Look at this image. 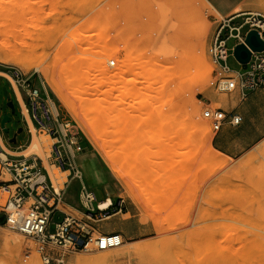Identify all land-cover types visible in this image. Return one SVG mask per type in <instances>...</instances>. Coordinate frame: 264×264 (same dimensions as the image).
I'll use <instances>...</instances> for the list:
<instances>
[{
    "label": "rangeland",
    "instance_id": "obj_1",
    "mask_svg": "<svg viewBox=\"0 0 264 264\" xmlns=\"http://www.w3.org/2000/svg\"><path fill=\"white\" fill-rule=\"evenodd\" d=\"M27 2H30L32 6L34 5V8L26 9L28 7ZM191 2L189 0H120L117 4L109 6L105 0H20L18 2L20 6L23 5L29 13L30 10L32 13L34 12V17H32V14H28L29 16L26 19L24 17L23 20L20 16L21 14L24 15L25 9L23 10L24 13H21L23 8L21 6L20 9L18 5L16 7L18 16L14 17L17 15L16 10L9 11L11 5L8 6L7 3L8 10L5 8L6 5L1 6L7 14L2 10L3 8H0V43L9 45L8 47L11 49L10 44L15 42V38L20 41L22 38L30 41L28 36H33L37 43L36 58L30 67L15 62H0L9 70L14 71V74L18 72L23 77L31 75L30 82L36 87L38 83L44 81L47 89L52 91L43 73L39 70V65H50L55 70L57 77L59 76L60 80H58L64 81L70 74L69 70L64 68L71 61L70 48L76 44V38L87 30L101 34L102 38L99 40L101 43L107 41L118 44L120 46V57H123L127 48H131L130 52L134 50V53L138 49L141 54L144 51L149 55H157L159 60H153L156 56L146 55L149 60H153L150 63L157 60L162 62L167 60L168 56L172 58L176 51H182L183 46L177 45L181 41L179 42L176 39H184L185 41L188 34L189 37L187 36L186 39L190 41L189 50L192 48L193 43L191 44V42L202 37L200 39L203 40V43H200L202 42L200 39H198L200 42L194 41L193 46L195 49L192 48V50L196 52L195 57L200 51V55L205 54L208 61L212 63V71L206 79L196 77L195 80H191L192 77L188 76L186 80H181L182 82L168 85V87L177 91L170 106L173 116L170 120L171 123L176 121L174 126L176 127L175 130H178V121L188 111L193 118L205 122L200 130L209 133L211 128H216V124L213 118L204 115L207 108L213 107L206 104L204 100L211 98V95H216L213 100L214 108L221 107L227 91H222L220 88L224 86V83L235 79L236 76L223 71L211 52L221 16L212 8H206L203 4ZM259 2L262 5L264 4V0H259ZM9 12L12 13L11 16L14 15L15 19L19 17L18 19L21 20L16 23ZM15 30H19L20 37H18V33L15 34ZM130 31H133L132 34H129ZM192 32L197 34L194 35L195 33L192 34ZM201 32L203 33L202 36ZM185 33H187L186 36H183ZM198 33L200 36H198ZM180 34L182 35L179 36L181 39L178 38ZM127 36L130 37L128 40H126ZM95 39L96 37H93L92 40ZM136 39H138L139 45H136L137 41H133ZM124 41L130 45L134 42V45H125V47ZM127 41H132V43ZM235 41L236 39H230L227 43L228 47L234 46ZM64 43L66 48H60ZM185 43L183 42V44ZM196 43H200L199 46ZM195 45L198 47L196 48ZM200 45H203V48ZM189 46L191 47L189 48ZM19 49L21 50L20 53L23 54L25 47L20 46ZM185 51L178 54L176 52L173 60L182 56L181 53ZM11 52L12 49L8 50L9 54H12ZM75 53L77 56L81 55L80 50ZM186 53L191 54L190 51ZM179 54L181 55L179 56ZM188 55L185 54V56ZM141 57L143 58V55ZM92 58L93 56L89 54L87 62L90 63ZM142 58H140V63L144 59ZM180 59L179 61L183 60ZM171 61H169V64H171ZM179 61L177 60V62ZM132 62L135 63L136 59ZM167 64L168 60L165 66ZM175 64L173 70L178 65ZM184 64L187 65L184 62L180 65ZM113 65L117 64L110 62V66ZM228 65L231 68H239V65L232 58L228 61ZM166 67L165 69H167ZM192 68L190 69L188 66V70H192L193 73L195 67L192 66ZM169 69L171 70V68ZM169 69L166 71H169ZM180 69L181 73L178 71L180 75L176 72L178 76L182 77L183 68ZM188 70L185 72L186 74ZM192 73L189 71L188 74ZM95 74L97 78L102 77L98 72H95ZM195 74L199 76L197 73ZM85 82V79H78L68 85H74L70 88L75 90ZM159 84L161 85V83ZM202 88H205V92H201ZM235 88L230 91L233 92ZM77 91L79 89L72 93V98L80 100L82 97L78 98ZM79 94L84 96L80 92ZM55 97L58 101L61 119L69 121L71 125H74L75 130L78 129L84 133L61 100L57 96ZM93 98H87L88 101L91 99L90 108L86 106L88 101L85 97L83 100L85 99L87 102H83V105H80L81 107L77 103L76 105L83 113L82 109L91 111V103L93 106L96 105ZM75 102L77 101L75 100ZM93 102L95 103L93 104ZM84 103L86 104L84 105ZM7 109L8 107H5V110ZM10 114L13 117L11 121L6 123L9 133L5 135L8 139L11 138L14 130L20 127L19 115L17 113L13 114L11 111ZM92 114L88 112L87 119L90 118L89 120H91V116H94L93 111ZM170 129V126L160 127L157 133L163 130L169 131ZM47 137L49 136L41 135L39 140L46 141ZM25 138L26 134L23 133L18 137V141L24 142ZM52 143L53 141L50 140L49 152ZM180 150L181 148H178V151ZM204 151L205 146L200 143L198 153L203 154ZM223 156L230 161L228 167H217L202 163L198 165L196 170L186 173L180 166L175 165L166 174L165 178L167 179L165 181L151 174L139 178L135 185V192L140 197L143 206L134 202L124 188L123 197L130 213L125 216L119 215L120 227L126 234L123 243L120 246L104 250L68 251L65 253L64 264H69L70 259L74 257L92 259L105 254L113 255L145 244L151 246L145 256L151 258L150 261L153 260V264L155 262L156 264H213L215 260L218 262L217 264H264V139L238 158H230L224 154ZM248 157H251L250 162L242 166L241 164ZM55 169V167H52L53 171ZM64 175L60 173L61 182L58 183V187L62 185ZM8 196L7 192L0 189V202L3 203ZM29 205L30 203H27L26 207ZM60 218L56 215L55 221L59 222ZM190 220L198 221L190 222ZM50 230L54 231V224L51 225ZM17 233L21 234L22 242H20L17 249L10 252L5 246L6 242ZM33 257L39 264H44L36 251L35 243L30 237L13 229L6 221L1 222L0 264H27ZM131 260L132 262H138L139 257L132 256Z\"/></svg>",
    "mask_w": 264,
    "mask_h": 264
},
{
    "label": "bare ground",
    "instance_id": "obj_2",
    "mask_svg": "<svg viewBox=\"0 0 264 264\" xmlns=\"http://www.w3.org/2000/svg\"><path fill=\"white\" fill-rule=\"evenodd\" d=\"M6 1L7 0H1L0 4H2L0 5V8L1 6L5 5V8H7L8 3V6L11 5L9 6V11L16 10V13V7H18V2H20V0H8L7 3ZM119 1L120 0H105L109 6H113ZM190 1L197 4H203L204 7H209L211 9V5L206 0H189V2ZM27 3L28 7H26V9L29 10L31 7L34 8V5L32 6L30 2ZM21 6L23 8L21 13H26H24L25 16L21 14L20 17L22 20L24 17L26 19L30 14H34V12L32 13L31 10L29 13L23 5ZM21 6L19 5L20 9ZM24 9L25 11L23 12ZM2 10L5 12L4 8ZM16 14L17 15L13 16H18V13ZM31 16L30 18L34 17V15L32 17ZM14 17L13 19L16 21V23H18L17 21L21 20L18 19L19 17L16 18L18 20H16ZM131 32L133 31H130L129 34ZM195 32H192V34ZM17 33H20L19 30H17L15 34ZM186 34L187 33L183 34V36H186ZM196 34L197 33L194 35ZM202 34L203 33L201 32V36ZM101 36L102 35L99 33H92L91 31L87 30L85 33L76 38V44L70 48L71 61L69 65H65L64 67L70 72L69 76L65 78L66 80L64 79V81H59V76L57 77L55 70L51 68L50 65L40 64L39 70L43 73L45 80L50 85L51 89L71 113L81 130L85 133L90 142L99 152L100 156H102L108 167L111 169V172H113L118 180L121 181L134 202H136L138 205H142L140 197L135 192V185L139 178L145 177L148 174L161 178L165 181L167 179L165 178L166 174L170 172V169L175 165L180 166V168L186 173L191 172L194 169L196 170L198 165L202 163L211 164L212 166L217 167H228V165H230L229 159L224 157L222 153L214 149L212 146L211 139L214 134L213 128H211V130H209L210 128L208 129L209 133L206 131V133L202 132L200 128L205 125V122L201 119L193 118L188 111H186L183 118L178 121V130H175L176 127L174 126L176 121L171 123L170 120L171 117H173L170 106L177 91L171 89L168 87V85L175 82H182L181 80H186L188 76L190 78L192 77L191 80L194 78L196 79V77H198V79H206L209 77L210 72L212 71V63L208 61L205 54L200 55V51L197 57H195L196 52L192 50V48H194V43L198 42V39L202 37L197 38V41L194 40L195 42H191V44H193L191 45L192 48L189 46V50L188 45H190V41L189 39H186L188 34L185 38V41L183 38V40L176 39L177 41L182 42L178 43L177 45L183 46L182 51H176L177 54L186 50L184 53H181L183 54L182 56L179 54L183 60H181L180 57L173 60V57L176 54V52H173L174 55H172L173 53L171 54L173 57L171 58V56H168V58L174 63L171 61V64H169L170 60L167 58L168 64L170 66L167 64L166 67L165 64L167 60H163L162 62L158 61L159 59L157 58V55H154L156 56L154 57L153 55H149L144 51L143 53L145 54H141L138 49L136 54L134 53L133 49V51L130 52L131 48H127V50L125 49V54L123 57H120V46L107 41L101 43L99 41L102 38ZM179 36L182 35H178V38ZM198 36H200L199 33ZM18 37H20V34ZM28 37L30 41L26 39L24 40V38H22L20 41L14 37L16 39L15 42L10 44L12 54L8 53V50H11L8 47L9 45L0 43V61L15 62L20 65L30 67L36 58L35 55L37 43L35 42L33 36ZM93 37H96V39L92 40ZM128 38L130 37L127 36L126 40H128ZM179 39H181V37ZM125 41L124 46H131L132 44L134 45L135 41H137L136 45H139L138 39L133 40V43L132 41L129 42L130 40L127 41L132 43L131 45ZM200 41L199 42L202 44L203 40L200 39ZM183 42H186L187 44H183ZM200 43L196 44L199 46ZM20 46H24L26 49H24L23 54L20 53ZM198 46L195 45L196 48ZM200 47L203 48V45H200ZM60 48H66L65 43L62 45V47L60 46ZM77 50L81 51L80 56H77L75 53ZM188 51H190L191 54L188 55L186 53ZM89 54L93 56V58L90 59V63L87 62ZM147 54L148 56H153L155 58H153V60H158L150 63V61L153 60H149L147 58L148 56H146ZM185 54L188 56H185ZM142 55L143 58L145 56L146 57L143 59L141 57ZM133 58L136 59L135 63L132 62V60H134ZM140 58L143 59L141 60L144 63L139 62ZM179 59L181 61H179ZM177 60L182 64L183 62L186 63L190 69H193L192 66L195 67V70H193L194 74L191 72L192 70H188L187 65L184 64L181 66V63L177 62ZM110 62L113 64L116 63L117 65L110 66ZM155 62H160V64ZM175 63L179 64L176 66V69L173 70L176 65ZM165 67L167 69H165ZM181 67L183 68L181 74L182 77L178 76L179 72L181 73ZM138 68L139 70H137ZM169 68H171V70ZM87 69L89 70L88 72L86 71ZM168 69L169 71H166ZM187 70L188 72L186 74L185 72ZM176 71H179L178 74ZM189 71L192 74L189 75ZM95 72L100 73L102 77H99L100 79L97 78ZM195 73H197L199 76H197ZM131 75H134L135 77H131ZM78 79H85L86 81L83 85L78 87V98L82 97L80 100L72 98V93L78 89H71L70 86L73 87L74 85H68L70 82L73 83ZM65 81L67 82L66 84ZM159 83H161V85ZM79 92L84 94V96L80 95ZM201 92H205V88H202ZM140 93H142V95H140ZM74 96L75 95L73 94V97ZM84 97L87 101V98L92 99L95 97L93 99H95L94 101H96V103L93 102V104L95 103L96 105L93 106L91 103V111L81 108L84 111L83 113L77 107L76 103L79 107H81L80 105H83V102H87L85 99V101L83 100ZM91 99H89L87 102L88 104L84 103V105L86 104V106H89ZM75 100L77 102H75ZM86 111L91 113V115H93V111L94 116H91V120H89L90 118L87 119L86 116L88 112L86 113ZM166 126H170L171 129L169 131L163 130L160 133H157L158 128ZM46 139L47 142L33 137L31 144L23 153L26 156L34 153L39 157H48L50 137H47ZM200 143L205 146V151L203 154L198 153V145ZM178 148H181V150L178 151ZM250 160L251 157H248L241 165H247ZM63 174H66V172ZM50 175L54 184L61 182L60 171H58V169H55L54 171L52 170ZM106 205L108 204H102V207H105ZM192 221L193 220H190V222ZM22 239L23 238L21 234H15V236L6 242L5 246L8 251L11 252L17 249L20 242H22ZM150 247V244L140 245L113 255L105 254L96 256L92 259L74 257L70 259L69 264H153V260L150 261L151 258L149 259L145 256V253L150 250ZM132 256H138V262H132ZM217 263L218 262L216 260L213 262V264ZM27 264L39 263L33 257L27 262Z\"/></svg>",
    "mask_w": 264,
    "mask_h": 264
},
{
    "label": "crops",
    "instance_id": "obj_3",
    "mask_svg": "<svg viewBox=\"0 0 264 264\" xmlns=\"http://www.w3.org/2000/svg\"><path fill=\"white\" fill-rule=\"evenodd\" d=\"M206 1L221 16L220 21L233 18L235 22H240L246 13L264 16V4L259 0ZM249 31L251 30L244 29L245 36ZM260 37L264 41V32ZM237 44L239 43L235 41L234 46L229 47V55L225 61L217 62L220 66L226 63V72L236 76L237 86L233 92L227 91L222 106L218 107L225 112L226 117L216 125L211 139L213 148L230 158L242 156L264 139V71L247 76L253 61L251 57L248 63H241L236 59L233 52ZM231 58L239 68H231L228 65ZM22 78L39 91L37 104L34 105L29 99L25 88L16 84L14 71L0 62V144L5 155L13 162H25L35 166L45 173L53 184L50 175L52 167L58 169L61 174L66 172L62 185L59 186L63 193L62 201L53 212L52 224L58 223L55 221L56 215L61 217L60 221L71 215L85 220L101 234L118 233L124 239L126 234L120 227L119 215L125 216L130 212L123 197V184L111 172L88 137L78 129L75 130L69 121L61 119L54 91H49L44 81L38 83L37 87L33 85L30 82L31 75ZM245 84L247 86H243ZM214 97L216 95H211V98L205 99L204 102L214 107ZM5 107L8 109L5 110ZM10 111L19 115L20 127L14 130L8 139L5 136L9 133L6 123L13 117ZM5 115H8L5 121L7 132L1 127ZM234 115L240 117L238 123L233 122ZM52 128L56 130L55 134L49 133ZM23 133L26 134L25 141L19 142L18 137ZM41 135H47L53 141L49 156L44 158L34 153L26 156L23 152L31 144L33 137L39 139ZM11 178L12 172L1 168L0 188L7 184L12 189ZM56 186L58 187V184ZM83 191L92 193L93 201L90 204L83 200ZM35 198L32 195L25 200L31 203ZM102 204L108 205L102 207ZM2 214L4 213H0V219Z\"/></svg>",
    "mask_w": 264,
    "mask_h": 264
},
{
    "label": "built area",
    "instance_id": "obj_4",
    "mask_svg": "<svg viewBox=\"0 0 264 264\" xmlns=\"http://www.w3.org/2000/svg\"><path fill=\"white\" fill-rule=\"evenodd\" d=\"M245 28L257 30L261 35L264 32V16L258 13H246L243 14L240 22H235L233 18L220 21L211 47L216 62L225 61L228 57L227 43L230 39H236V43H244ZM251 60L253 61L252 68L246 73L247 76L264 71V52L252 51ZM221 68L223 71L228 70L226 63ZM15 82L18 86L25 88L29 99L34 105L37 104L39 91L31 86L28 80L22 78L18 72L15 74ZM223 85L220 89L228 91L237 86V81L233 79ZM204 115L213 118L216 125L226 117L223 110L214 107L207 108ZM232 120L234 123H238L240 117L234 115ZM49 133L55 134L56 130L49 129ZM0 167L12 172L11 183H13L12 189L7 184L0 188L9 194L3 203L0 202V213L6 215V222L13 229L33 240L36 251L44 264H64L65 253L68 251L104 250L120 246L123 243L124 239L120 234H101L85 220L71 215L54 223L52 232L49 227L52 224L53 212L62 201V190L35 166L9 160L1 144ZM32 195L36 198L26 207L25 198ZM82 198L88 204L93 201L92 193L87 191H83Z\"/></svg>",
    "mask_w": 264,
    "mask_h": 264
},
{
    "label": "water",
    "instance_id": "obj_5",
    "mask_svg": "<svg viewBox=\"0 0 264 264\" xmlns=\"http://www.w3.org/2000/svg\"><path fill=\"white\" fill-rule=\"evenodd\" d=\"M264 50V41L261 39L260 34L257 30H251L248 32L244 43H239L234 47V56L241 63H248L252 55V51L261 52ZM8 118V115H5L4 119L1 122V127L5 128V121ZM5 132L8 129H4ZM6 220V215H1V222Z\"/></svg>",
    "mask_w": 264,
    "mask_h": 264
}]
</instances>
